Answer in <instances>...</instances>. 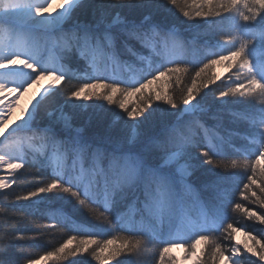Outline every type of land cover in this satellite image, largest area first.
Returning a JSON list of instances; mask_svg holds the SVG:
<instances>
[{
    "label": "snow or ice",
    "instance_id": "1",
    "mask_svg": "<svg viewBox=\"0 0 264 264\" xmlns=\"http://www.w3.org/2000/svg\"><path fill=\"white\" fill-rule=\"evenodd\" d=\"M55 2L0 0V190L12 188L16 173L38 163L37 186L15 197L29 202L21 207L67 200L96 223L92 231L75 226L62 244L26 264H63L84 253L98 264H140V252L149 245L158 249V264H177L167 255L173 248L184 249L183 259L191 257L194 264H255L244 253L264 262V235L257 238L226 216L237 190L241 199L264 208V0H59L53 7ZM195 19L203 24L190 23ZM177 26L193 30V41L205 50L194 75L187 61L154 59L169 44L193 43L180 40ZM54 49L55 58L46 57ZM125 54L134 62L122 59ZM73 63L81 64L82 75L72 70ZM113 65L128 77L112 72ZM215 65L231 75L212 90L221 80L212 71ZM42 80L50 83L32 96L18 121L8 124L19 98ZM210 93L214 100L205 107L202 101ZM61 96V107L37 127L41 107ZM89 101L124 113H112L121 135L87 138L74 126L81 108L108 111ZM232 106L242 109L233 115L246 121L243 135L227 129L222 135L220 122L211 128L201 123L212 107L222 112ZM210 118L218 119L214 113ZM34 140L52 151L30 162L26 148ZM230 153L237 158L229 160ZM213 169L231 173L220 176ZM197 173L215 177L201 187L209 194L203 203L191 183ZM233 211L264 225V214L241 203H234ZM50 219L54 223L38 225L37 232L69 226L55 215ZM237 232L245 236L242 250L240 242L223 243ZM26 238L7 227L0 231V264H17L10 250L20 246L12 240ZM198 245L205 246L199 253Z\"/></svg>",
    "mask_w": 264,
    "mask_h": 264
},
{
    "label": "trees",
    "instance_id": "2",
    "mask_svg": "<svg viewBox=\"0 0 264 264\" xmlns=\"http://www.w3.org/2000/svg\"><path fill=\"white\" fill-rule=\"evenodd\" d=\"M179 15V13H177ZM181 21H183V17H180ZM190 23L193 24H203V20L195 19ZM178 27V30L181 32L180 40L187 42L193 41V30L191 29H181ZM206 28V26H205ZM205 29H199L200 32H203ZM172 44H169L167 49L161 50V56L155 57L157 61L161 60L163 57L175 58L187 61L186 66L189 68V71L192 75H194L195 71L198 70L202 64L200 61L205 55V50L202 48V45L193 41V43H185L184 47H177L176 50L170 49ZM136 51L141 55H147L146 52L142 51L138 46L136 47ZM122 59L127 60L128 62H134L135 57L130 55H123ZM206 62V61H204ZM102 66V64L100 65ZM72 70L76 72L78 75L83 74V68L81 64L73 63L71 65ZM215 67H213L212 71L215 72ZM235 70V69H233ZM77 83L76 80H73V84ZM190 83V79L188 80ZM153 87H156L155 85ZM217 85H211L210 89L215 90ZM205 91V90H204ZM204 91L201 92V95H204ZM209 91V90H208ZM147 94V93H146ZM64 97L61 96L59 98L58 103L50 102L41 107L39 113L36 116V126H41L45 119L48 117V113L55 110L56 108L61 107L63 103ZM133 102L136 101V98H132ZM214 100V95L210 93L205 97V100L202 101V105L208 107L209 102ZM100 101H89L88 104L98 103ZM103 102V101H102ZM218 103V102H217ZM159 104L160 107H166L160 102H154L153 106H157ZM103 107L107 109V112H99L93 108H84L83 111H77L74 126L83 128V135L87 138L94 137H105L108 135H121L119 129L120 124L117 123L113 126V120L115 117L112 115L113 112L118 113L120 116H124V113L118 109L115 105H107L106 103H102ZM131 107V104L129 105ZM242 109L240 106H232L228 110H224L222 112H217L215 107H212L209 114L204 117H201V123L205 125V127H213L217 122L222 124V127L218 129V131L224 135L225 129L229 131H236L243 135L247 129L246 121L242 119H238L233 113H241ZM215 114L217 116V120L211 119V115ZM125 119H127L125 117ZM235 121V123H233ZM171 123V121H168ZM129 124L134 123V121H128ZM147 127V126H146ZM240 141L237 139L235 144L237 147L240 146ZM34 144H40L42 148L40 151L35 152H27L28 159L31 162L32 158L40 157L44 153L50 155L51 147L49 145L43 144L38 140H34ZM237 157L233 154H229L228 159H236ZM205 167H209L205 165ZM51 170L49 169V172ZM215 173H218L220 176H228L231 173V170L225 169H213ZM39 173V164L35 167H27L26 169H22L20 172L16 173V176L19 177L17 183L12 185V188L3 190L0 193V208L4 209V212H0V231H4L7 227V231L13 233V235L23 234L26 239L22 240H12L13 244L19 245V248H13L10 250V256L16 260L17 264H26L27 258H33L40 254H43L46 251L52 250L53 247H58L65 240L69 238L70 235L74 234L73 228L75 226H81L89 231H92V225L96 223L85 209H79L75 202L68 203L65 201H50L43 205H38L31 208H22V205H27L29 202L26 201H16V195L23 194L28 190L33 189L37 186L34 176ZM215 177L209 174H196V178L193 179L194 183L192 186L197 189L198 194L200 195L201 203H203L207 197L208 193L202 192L201 187L204 184L210 183L214 180ZM246 182V181H245ZM242 188L243 185L241 184ZM255 187V186H253ZM5 195H7V199H5ZM233 205L228 207L226 210V216L228 218V222H232L234 225H243L246 229L252 231L253 234L257 235V238L264 235V232L260 230L263 229L258 221L255 219H247L244 213L239 211H233L234 203H241L245 208L256 211L258 214H264V208H260L258 203H249L247 200L241 199L239 191H235L234 196L232 197ZM38 204V202H37ZM192 214L194 215L198 208L190 209ZM57 216L62 220H66L69 222L68 227H60L57 226L53 229L42 230V234L37 232L38 225L50 224L54 223L51 216ZM21 218H23L21 220ZM19 221V222H18ZM104 238H111V234L108 232L101 233ZM213 235L216 237H222V233L219 231H214ZM235 235V234H234ZM34 237V238H32ZM234 239V237H233ZM232 240L224 239L223 243L226 246H231L233 243ZM162 246V245H161ZM200 249L205 247L204 245H198ZM207 251V250H206ZM168 255V254H167ZM248 260L254 261L255 264H260L259 260L256 257L251 256V254L244 255ZM204 257H201L203 259ZM119 260L129 259L127 256H121L118 258ZM159 253L158 249L154 250L152 245H149L147 248H143L140 252L139 261L140 264H158ZM72 261H76L79 264L80 261H86L87 264H98V262L91 260V257L84 253L83 255H77L76 257H69L68 260L64 261L63 264H72ZM112 263L116 264V261ZM51 264V261L49 262Z\"/></svg>",
    "mask_w": 264,
    "mask_h": 264
},
{
    "label": "rangeland",
    "instance_id": "3",
    "mask_svg": "<svg viewBox=\"0 0 264 264\" xmlns=\"http://www.w3.org/2000/svg\"><path fill=\"white\" fill-rule=\"evenodd\" d=\"M58 4H59V1H58ZM170 49H172V50H176V49H177V46H171ZM45 55H46V57H47L48 55H51V57L55 58V56L57 55V50L54 49V50L51 51V53H46ZM100 67H101V69L103 70V68H104V64L102 63V66H100ZM110 70H111L112 72H114L115 74H117V73H119V72L122 70V68L113 65V66L111 67ZM121 72H122V71H121ZM232 72H235V70H232ZM214 73H215L217 76L221 77V80H220V81H217V84H216V85L221 84L225 79H227V77H228L229 75H231V73L229 72V70H228L226 67H224L223 65H216V67H215V72H214ZM42 81H43V80H42ZM42 81H41V82H42ZM47 81H48V83H50L49 80H47ZM41 82H40V83H41ZM39 86H40V85H39ZM39 86L36 85V87H39ZM205 91H208V89H205ZM80 103H83V102H80ZM102 103H106V102H102V101L99 102V104H102ZM57 109H58V108H56L55 110H53V111H51V112H55ZM82 109H84V108H81V109H79L78 111H79V112H80V111L82 112V111H83ZM49 113H50V112H49ZM56 114L59 115L58 112H57ZM204 116H206V115H203V116H201V117H204ZM40 148H42V146H40V144H34V141H32V143H31V147H27V148H26V151H27V152H35V153H36V151H37V152L40 151ZM51 151H52V150H51ZM50 154H51V152H50ZM3 175H4V173H3L2 171H0V176H3ZM191 183H194V181L191 180ZM2 191H3V190H0V193H1ZM262 228L264 229V225L262 226ZM238 235L240 236V239L237 241V236H238ZM236 242H240L241 250H242V245H243V243L245 242V236H244L242 233H240V232L235 233V235H234V239H233V243H236ZM196 251H197V253L200 252V246H197ZM175 252H180V255H176ZM248 254H249V253H244V255H248ZM168 255L174 257V258L176 259V261H177V264H194V260H193L191 257H190L189 259H187V260L183 259V256H184V249H182V248H173L172 251H171ZM259 263H260V264H264V262H261V261H259Z\"/></svg>",
    "mask_w": 264,
    "mask_h": 264
},
{
    "label": "bare ground",
    "instance_id": "4",
    "mask_svg": "<svg viewBox=\"0 0 264 264\" xmlns=\"http://www.w3.org/2000/svg\"><path fill=\"white\" fill-rule=\"evenodd\" d=\"M59 0H56L55 4H53V7H56V5L58 4ZM49 11H51V9H49ZM122 71V72H121ZM119 73H117V75L121 78H127L128 77V73H125L123 71V69L121 70ZM49 84L47 80H43L40 83L39 87H36V85H33L31 88L28 89V91L19 98V106L15 107V110L12 113L11 118L8 120V124H12V121H18L21 115V110L24 108V106L26 104H28V101L32 98V96L38 92L40 90V87ZM9 99H15V97H10ZM240 239V236H237V241ZM176 255H180V252H175ZM114 264V263H112Z\"/></svg>",
    "mask_w": 264,
    "mask_h": 264
}]
</instances>
